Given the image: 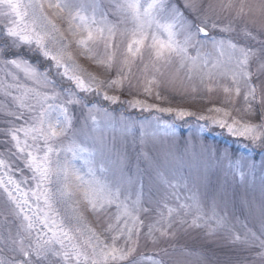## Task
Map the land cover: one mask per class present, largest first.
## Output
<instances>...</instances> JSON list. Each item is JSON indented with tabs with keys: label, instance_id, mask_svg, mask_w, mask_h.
<instances>
[{
	"label": "snow or ice",
	"instance_id": "6c2138e0",
	"mask_svg": "<svg viewBox=\"0 0 264 264\" xmlns=\"http://www.w3.org/2000/svg\"><path fill=\"white\" fill-rule=\"evenodd\" d=\"M46 9L57 19H67V32L73 41L66 39ZM88 10L91 15L86 14ZM113 14L126 27L120 29L103 14L98 18L97 6L85 0H0V68L6 69L0 90L15 103V110L5 108L4 115L10 119L0 128V135L5 137L0 140V190L6 198V211L0 213V264H140L143 259L166 264V248L158 259L134 255L144 218L151 219L145 235L153 243L159 237L174 236L176 223L191 229L206 227L210 236L223 233L229 243L245 250L255 249L252 264H264V188L258 205L247 204V212L258 223L253 227L243 223L242 234L232 223L239 222V218L226 192L206 180L190 182L177 172L154 167L144 153L149 162L146 192L144 176L133 177L119 153L115 161L107 158L111 150L93 112L110 117L108 110L101 108L97 100L80 95L94 94L116 104L119 96L109 95L108 90H123L126 82L131 89L141 79L143 91L149 96L154 86L195 93L199 90L197 84L208 92L216 85L224 92L225 103H235L243 95L242 111L258 117L259 123L229 120L231 112L220 107L209 111L222 114V118L197 119H211L213 126L227 129L230 135L264 150V0H184L183 8L171 0H114ZM222 14H227L228 21L218 25L212 17ZM217 28L228 33L242 31L249 43L240 45L231 39L210 37V29ZM73 42L85 59L109 72L115 68V76L100 80L83 69L69 50ZM121 43L125 45L122 52ZM118 53L122 56L119 61ZM41 58L49 63L42 64ZM137 63L139 77L132 71ZM53 70L70 86H61L57 91ZM21 73L25 81L37 87L21 83ZM156 97L160 98L159 92ZM72 105L87 109L85 128H75V117L69 110ZM129 106L141 111L155 108L156 112H173L172 108L156 107L139 99L129 102ZM191 115L175 110L176 119ZM89 120L91 132L96 134L91 148L77 140L89 135L85 131ZM153 120L156 131L152 136L160 131L164 135L174 133V123L159 117ZM121 122L122 131H130L135 123L124 122L123 117ZM108 126H113L111 118ZM212 155L229 160V168L243 178L241 160L233 162L227 150ZM249 167L254 170L256 163L253 161ZM259 167L264 172V159ZM180 188L188 192L183 201L177 194ZM170 197L175 198V207L169 205ZM206 206L208 213L204 212ZM85 212L98 220L107 216L106 227L97 232L87 223ZM188 215H192L191 221L184 218Z\"/></svg>",
	"mask_w": 264,
	"mask_h": 264
},
{
	"label": "rangeland",
	"instance_id": "374dc122",
	"mask_svg": "<svg viewBox=\"0 0 264 264\" xmlns=\"http://www.w3.org/2000/svg\"><path fill=\"white\" fill-rule=\"evenodd\" d=\"M85 2L87 4L94 3L97 6L98 18L103 14L106 15L110 23L116 24L120 29L126 27L125 24L120 23L119 17L113 14L114 0H85ZM171 2L183 8L184 0H171ZM204 2L219 3L220 0H204ZM258 2L259 0H246V3ZM46 11L52 16L51 10L46 9ZM86 14L91 15V11L88 10ZM52 18L64 32L66 39L73 41V37L67 32V19H57L55 16H52ZM212 19L218 25L226 24L228 21L227 14H222L219 17L213 16ZM256 19L258 20L259 18L257 17ZM209 36L216 39H231L240 45L249 43L242 31L228 33L220 32L218 28L216 30L210 29ZM121 39V37H117L118 42ZM201 39L208 38L201 37ZM124 47L125 45L121 43V52ZM69 50L75 62L98 79L108 80L115 76V68L109 72L94 62L85 59L74 42L71 43ZM100 51H103L102 46ZM192 54H195L194 51ZM120 59H122V56L118 53L117 60L119 61ZM41 62L45 65L49 63V61L42 58ZM139 67L138 63L133 66L132 71L134 76H140ZM255 67L256 65L253 64V70H255ZM4 71L6 69L0 68V80L4 79ZM53 76L57 81V91L60 90L61 86L64 88L70 86L67 81H61L59 76H55V70H53ZM20 82L27 84L28 87H37L31 82L25 81L22 73L20 74ZM132 82L133 84H137L135 79ZM221 83L230 84L228 81H221ZM143 86L144 82L141 79L139 84L131 89H129L126 82L123 90H108L109 95L119 96L120 102L116 104L104 101L94 94L92 96H85V94L80 93L86 100H97L99 106L107 109L110 114V117H106L103 112H93V115L96 116L99 122L100 134L103 135L105 144L111 150L108 152L107 158L115 161L116 153H119L123 158L124 167L126 170H130V174L133 177L144 176L145 190L147 192V174L145 170L149 168V162L145 160L144 153H146L151 158L154 167H159L164 171L177 172L189 178L190 182L197 178L206 180L210 182L212 187L226 192L227 199L230 203H234L237 210L236 215L239 218V222L233 220L232 223L241 234L243 233V223L247 222L249 227L257 224V219L247 212V204L254 202L258 205L261 199V191L264 188V172L260 170L259 162L261 159H264V156L261 155L264 150L254 147L249 140L230 135L227 129L213 126L211 119H197L198 116L222 118V114L209 111L211 108L220 107L231 112V116L228 117L229 120L235 118L242 122L259 123L258 117L249 116L242 111L244 108L243 95L236 98L235 103H225L226 96L222 89L216 85L213 86L212 92H208L203 86L197 84L199 90L195 93L191 92L190 89L188 91H177L173 90L170 86L159 88L154 86L151 96L143 91ZM41 90L51 91L50 88H43ZM157 92L160 93L159 99L156 97ZM134 99L142 100L147 104L160 108H172L173 112L171 114L156 112L155 108L151 111H141L139 108L129 106V102ZM6 107L15 110V103L11 100L10 96H5L3 91L0 90V128L4 126L3 122L5 120L10 119L4 115ZM176 109L192 112L193 115L186 116L182 120L176 119ZM237 109L241 110L237 111ZM69 110L75 117V128H85L87 109L83 105H72L69 106ZM121 117L124 118V122L129 120L135 122L130 131L121 130ZM153 117H159L161 121L174 123L176 125L174 133L164 135L160 131L156 136H152L151 133L156 131V122L153 120ZM110 118L112 127L108 126ZM141 122H145L143 129L141 128ZM92 128L93 125L89 120L85 129L89 135L77 137L79 143L89 148L95 144L93 136L96 134L91 132ZM3 139L5 137L0 135V140ZM225 150H227L233 162L236 160L242 161L240 171L244 174L243 178H241L238 172H235V169L229 168V160H218L212 155L213 152L223 154ZM253 161L256 163L254 170L249 167ZM18 163L16 162L14 166H17ZM177 194L181 196L183 201L188 192L180 188L177 190ZM5 200L6 198L2 190H0V213L6 211ZM168 203L175 207V198L170 197ZM241 209L243 211H240ZM63 211L64 209L61 208L62 213ZM112 211L114 212L115 209ZM209 211V207L206 206L204 212L208 213ZM84 215L87 223L97 232H101L106 227L108 222L107 216H102L98 220L90 212H85ZM152 215L154 216L155 214L153 213ZM184 218L191 221L192 215ZM144 219L145 226L141 233L139 246L134 254L136 258L152 257L158 259L163 255L161 250L166 248L168 255L163 256L166 264H252L255 249L245 250L241 245H233L224 238L223 233L210 236L206 227L191 229L187 225L181 226L179 223H176L174 224V236L159 237V234H157L159 238L156 243H153L145 235L148 231L147 225L151 222V219ZM119 243H123V241ZM140 264H151V261L143 259L140 261ZM256 264H259V262L257 261Z\"/></svg>",
	"mask_w": 264,
	"mask_h": 264
}]
</instances>
